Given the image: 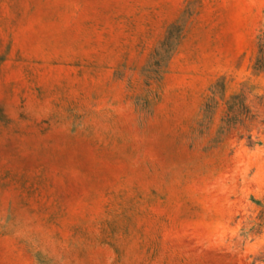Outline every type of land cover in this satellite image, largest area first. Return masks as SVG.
<instances>
[{"label":"rangeland","instance_id":"1","mask_svg":"<svg viewBox=\"0 0 264 264\" xmlns=\"http://www.w3.org/2000/svg\"><path fill=\"white\" fill-rule=\"evenodd\" d=\"M0 264H264V0H0Z\"/></svg>","mask_w":264,"mask_h":264}]
</instances>
